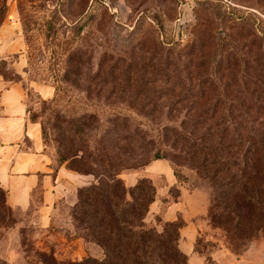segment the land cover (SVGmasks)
I'll return each mask as SVG.
<instances>
[{
	"label": "rangeland",
	"instance_id": "obj_1",
	"mask_svg": "<svg viewBox=\"0 0 264 264\" xmlns=\"http://www.w3.org/2000/svg\"><path fill=\"white\" fill-rule=\"evenodd\" d=\"M13 20L38 120L52 130L78 111L126 118L139 135L125 173L160 153L184 186L208 198L206 213L181 219L192 228L179 238L188 263L264 264V218L226 236L210 217L211 190L198 169L217 123L232 128L242 113L254 123L264 111V0H0V25ZM16 60L9 55L0 71L20 82ZM47 147L55 153L51 139ZM159 218L147 221L161 229ZM15 221L0 228V264L103 257L64 219L43 229L15 210Z\"/></svg>",
	"mask_w": 264,
	"mask_h": 264
},
{
	"label": "trees",
	"instance_id": "obj_2",
	"mask_svg": "<svg viewBox=\"0 0 264 264\" xmlns=\"http://www.w3.org/2000/svg\"><path fill=\"white\" fill-rule=\"evenodd\" d=\"M55 93L56 89L47 101H53ZM28 110L30 119L40 123L44 143L48 145L49 139L55 143V171L65 163L70 170L93 176L89 184L78 188L71 226L103 251L101 258L66 262L44 258V264H189L179 246L181 219L164 222L159 218L161 229L147 221L149 207L158 198L151 178L140 177L128 186L120 177L131 167L129 151L135 150L138 140L136 127L130 128L119 115L103 119L96 112L78 111L61 117L51 130ZM261 114L253 123L242 113L243 122L232 128L217 123L198 166L211 190L210 217L226 236L246 227L256 228L264 218V111ZM144 146L149 145L146 142ZM154 159L168 160L160 153ZM16 223L15 209L8 205L7 192L0 187V228H12Z\"/></svg>",
	"mask_w": 264,
	"mask_h": 264
},
{
	"label": "crops",
	"instance_id": "obj_3",
	"mask_svg": "<svg viewBox=\"0 0 264 264\" xmlns=\"http://www.w3.org/2000/svg\"><path fill=\"white\" fill-rule=\"evenodd\" d=\"M24 49L16 21L1 24L0 69L9 55H17L15 63L20 82L6 78L0 71V187L7 192L9 206L28 215L33 224L47 229L62 219L71 224L70 215L78 188L89 184L93 176L70 170L65 163L55 171L54 151L44 143L40 123L30 119L26 101L28 88L24 86ZM38 93L40 95L41 91ZM48 94L54 95V91ZM143 176L151 178L158 195L151 203L147 217L152 214L160 216L164 222H175L182 219L184 212H207L206 194L178 182L166 159L151 160L140 171L120 175L128 186L136 184ZM174 189H178L176 194ZM189 227L182 223L180 236L183 239L186 232L191 233ZM192 239H195L194 234H188L187 240Z\"/></svg>",
	"mask_w": 264,
	"mask_h": 264
}]
</instances>
